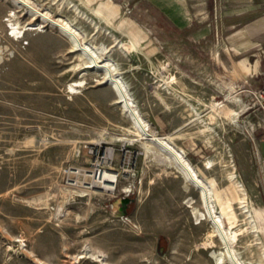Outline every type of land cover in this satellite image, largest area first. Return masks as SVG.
Returning a JSON list of instances; mask_svg holds the SVG:
<instances>
[{
	"label": "rangeland",
	"instance_id": "1",
	"mask_svg": "<svg viewBox=\"0 0 264 264\" xmlns=\"http://www.w3.org/2000/svg\"><path fill=\"white\" fill-rule=\"evenodd\" d=\"M99 1L0 0V264H216L211 252L222 244L214 237L217 247H203L213 226L195 215V208L204 211L198 189L138 137L132 109L223 198L236 164L253 217L234 203V257L264 264V228L255 213L264 211L256 154L259 147L264 155V31L253 37L262 44L247 53L229 43L243 38L247 24L264 22V3L249 4L259 15L232 17L224 9L215 18L219 31L201 34L193 25L169 41L128 0H112L115 18L97 11ZM48 18L77 30L93 56H81ZM122 18L145 37L136 39ZM92 58L113 68L86 67ZM238 61L259 70L245 77ZM114 68L133 107L104 81ZM213 102L237 112L241 123L217 115ZM93 148L116 173L115 189L96 187L85 171L77 178L83 187L70 185L66 169L90 167ZM216 204L226 218L229 208Z\"/></svg>",
	"mask_w": 264,
	"mask_h": 264
},
{
	"label": "bare ground",
	"instance_id": "2",
	"mask_svg": "<svg viewBox=\"0 0 264 264\" xmlns=\"http://www.w3.org/2000/svg\"><path fill=\"white\" fill-rule=\"evenodd\" d=\"M100 2V1H99ZM103 11L109 17H117L119 15V7L118 5L112 1V0H103L99 3V7L97 11ZM100 12V13H101ZM102 14V13H101ZM44 18L47 19L46 15L43 14ZM43 18V21H45ZM121 25L128 26L130 28L134 27V24L132 23L131 19L128 18H122L121 19ZM48 23L59 26L60 32L66 36L69 41L72 43V48L77 49L80 51V55H87V56H93V52L90 49V45L87 46L83 42L80 41V34L77 32V30L73 29L68 23H63L60 18L58 19H51L48 18ZM126 27V28H128ZM29 28H36V27H27L25 29ZM125 28V29H126ZM129 29V28H128ZM23 31L19 30L18 32L21 33ZM130 32V31H129ZM131 33L134 34V37L136 39L141 40L145 36L143 35V32L138 27H134L131 29ZM86 43V41H85ZM87 57V58H89ZM90 57V58H91ZM91 60V59H90ZM242 70L243 75L246 77L248 74L256 71L257 64L251 68L245 66L243 63L239 62L237 63ZM113 64L100 60V59H94L92 58L91 61H88L86 63V67L93 68V69H108L110 70L113 68ZM114 74L106 75L104 81L110 83L112 87L116 90L117 96L119 98L120 102H125L126 106H129V108L132 106L133 103H131L129 99V92L126 86L124 85V81H122L119 77V73L117 72V69L114 68ZM107 73V74H108ZM106 74V72H105ZM124 82V83H123ZM84 84V80H78L70 85V88L72 91H76V86H81ZM229 101V100H228ZM233 101V100H232ZM226 104V103H225ZM224 104H221L220 102H213L212 107L214 109V112L219 114H224L225 116H233L230 117V119L235 123H241L237 119L238 113L235 111H229L226 109ZM135 107V106H134ZM133 111V124L137 131V135L139 138L148 139L151 143L155 144L160 151H162L164 154L168 156L169 161L178 169V171L181 173L184 181L187 184H190L198 189L199 192V198L202 203V206L204 207V211H199L195 208V215L198 218V221H202L203 219H208L212 226L213 230L208 234V239L203 242L204 248H215L217 247V242L214 237H217L219 242L222 244V247L220 249H213L211 252V256L215 259L216 264H225L229 261H234L235 257V249H234V243L238 240V233L236 230H233L236 222V211H234V203L238 202L239 207L242 209V212L246 214L248 218H252V212L250 210L251 206L249 204V196L247 192L246 185L241 178L240 174L236 171V164L232 162L233 169L228 174V181L230 182L229 189L227 192L226 198H223L222 194L219 192H216L215 189L212 187V185L209 183L208 179L204 176V174L199 170L198 166L195 165L182 150L177 149L175 146L171 144V142L168 141V139L164 136H157L155 133H150L149 130V124L146 120H144L139 115H136L135 109H132ZM231 112V113H230ZM212 116V120H214L216 117L214 115ZM244 123V122H243ZM238 125V124H237ZM241 131V130H240ZM243 131V129H242ZM233 161V160H232ZM204 166L206 168L212 167L211 161L207 160L204 162ZM104 183L101 188H104L106 190H113L115 189L114 183L118 182L117 175L115 173L105 171L104 173ZM97 187V186H96ZM78 190V189H77ZM71 191V190H70ZM81 192V191H80ZM81 194V193H80ZM221 199V200H219ZM222 201L224 205H226L227 208H229V212L225 218L224 214L222 212H219L217 210V202ZM256 215L260 218L262 222L261 228H264V211L257 209L255 211ZM228 222V225H227ZM87 252V251H86ZM89 252V251H88ZM95 254V253H94ZM93 254V255H94ZM90 255V254H88ZM99 255V254H98ZM236 255V254H235ZM85 252H82L77 255V257H85ZM96 256V254H95ZM94 258V257H93ZM238 258V257H237ZM236 260V259H235ZM100 261V260H99ZM237 261V260H236ZM235 262V261H234ZM231 263V262H230ZM233 263V262H232ZM231 263V264H232ZM110 264V263H108ZM236 264V262L234 263ZM237 264H245L241 261V259L238 258Z\"/></svg>",
	"mask_w": 264,
	"mask_h": 264
},
{
	"label": "crops",
	"instance_id": "3",
	"mask_svg": "<svg viewBox=\"0 0 264 264\" xmlns=\"http://www.w3.org/2000/svg\"><path fill=\"white\" fill-rule=\"evenodd\" d=\"M221 1L226 3L221 5ZM128 2L137 8L136 13L149 21L162 38L171 41L176 36L190 31L193 25L197 26L196 32L201 34L211 33L216 29L219 31V24L215 18H218L224 9L226 15L232 17L259 15L256 12L257 9L250 8L249 4L260 2L262 5L264 0H128ZM236 27V23H233L227 30ZM235 31L231 33H236ZM243 31L242 39L232 38L233 40L229 41L235 51L247 53L262 44L263 38L254 42L253 37L264 31V22L247 24ZM256 61L259 62V60Z\"/></svg>",
	"mask_w": 264,
	"mask_h": 264
},
{
	"label": "built area",
	"instance_id": "4",
	"mask_svg": "<svg viewBox=\"0 0 264 264\" xmlns=\"http://www.w3.org/2000/svg\"><path fill=\"white\" fill-rule=\"evenodd\" d=\"M99 152H100L99 149H96V148H93L90 150V155L95 157V160L91 163L90 167L84 170L83 168H70V167L66 169L67 177H69V179L72 180L70 185H74L78 187L79 189L80 187H83V185L81 184V182H79V180H77V178H79L80 176H84L83 171H85V172H88L86 173L85 177L89 178L94 184H96V186L98 187L101 186V183H103L104 181L105 171H109L110 169L109 167H106V165L102 163L101 160H99L100 158ZM256 154H257V159H258V168H259L258 172L260 175L261 183L263 184V187H264V155L260 152L259 147L257 148ZM103 157H105V155ZM107 157L109 159L111 158V162H112V157H109V156ZM73 176L75 177L74 180H73ZM92 182L90 183L89 187H92Z\"/></svg>",
	"mask_w": 264,
	"mask_h": 264
}]
</instances>
